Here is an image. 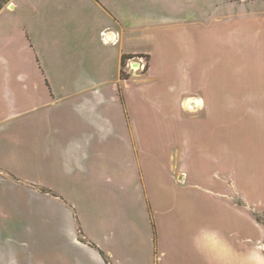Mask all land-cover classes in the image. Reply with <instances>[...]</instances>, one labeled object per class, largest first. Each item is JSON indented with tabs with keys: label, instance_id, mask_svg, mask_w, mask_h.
Returning <instances> with one entry per match:
<instances>
[{
	"label": "crops",
	"instance_id": "crops-1",
	"mask_svg": "<svg viewBox=\"0 0 264 264\" xmlns=\"http://www.w3.org/2000/svg\"><path fill=\"white\" fill-rule=\"evenodd\" d=\"M193 21L196 27L177 22L170 25L160 23L155 32L146 36L154 40L159 37L160 40L153 41L151 46L132 52H125L122 48L115 78L86 85L80 79L81 88L70 95L58 97L55 84L48 77L49 72L36 56L30 34H26L25 43L18 42L13 61H0V172L10 166L9 161H41L50 171L44 178L32 174L35 177L31 176L32 182L36 185L30 183L31 179H28L29 185H25L29 197L42 198L50 207L45 228L46 232L50 229L56 240L49 245L50 257L46 258L45 264H264V224L254 215L243 213L246 206L252 211L253 207L264 211V204L239 184L238 173L237 195L243 198V206L230 209L228 194L221 192L217 196L223 199L222 205L228 214H240L243 221L241 226L224 230L214 227L211 221L214 195L211 188H197L191 183L179 184L174 180L173 185H177H174L176 188L172 194L164 193V190L152 194L148 188L144 189L145 175L139 174L142 190L133 192L127 190L125 176L120 177L122 180L117 185L113 176L115 169L111 171L109 163L112 158L114 161H138L132 158L134 133L143 148L140 137L143 131L142 126L141 129L137 126V118L145 113L135 115L137 118L134 114H127L128 103H132L130 95L134 92L137 93L136 100L142 101V92L148 91L156 82L158 87L154 91H160L167 82L172 85L176 103L189 87L196 84L204 87L205 98L216 96L215 100L222 103V116L237 118L236 157L237 161L245 158L243 148L250 147V144L244 145V141L247 139L252 143L254 129L261 124L254 120L259 117L264 123V9L256 13H226L205 21ZM250 26L255 38L252 48L254 63L250 71L256 82L251 84L249 78L246 79V75L251 74L246 71L243 57L242 64H239L243 43L237 47V60L227 56L228 74L219 70L220 75L216 77L221 78L214 79L209 63L212 58H208L205 42L214 38L215 33V39L228 47L223 50L231 53L229 49L236 45L233 39L237 40V45L241 43L243 29ZM120 33L123 38L125 34ZM110 34H113V40L117 37L115 31ZM170 35L172 39L168 37ZM203 38L204 50L202 47L197 50V39ZM144 51L153 54L150 74L154 84L139 85L134 91L132 82L122 76V59ZM158 80L163 81L159 83ZM122 88L127 104L121 100ZM228 103H233L235 109ZM222 138L228 145L224 132ZM122 148L128 151V159L117 154ZM86 161H104L105 169L102 176L97 175L91 181L96 193L104 195L96 199L97 203L88 197L94 206L90 210L79 200L80 192L89 182H86ZM182 177L180 175L179 179ZM15 179L13 185H20L22 180ZM4 184L0 175V189ZM165 198H173L169 203L172 204V216ZM197 211L202 216L190 215ZM12 213L19 217V221L13 222L11 232L4 229L11 223L0 221V264H36L30 244L37 225L29 214L31 210L15 208ZM158 214L161 222L154 217ZM6 241L9 242L7 246L4 245ZM20 247H25L23 258H20Z\"/></svg>",
	"mask_w": 264,
	"mask_h": 264
},
{
	"label": "rangeland",
	"instance_id": "rangeland-1",
	"mask_svg": "<svg viewBox=\"0 0 264 264\" xmlns=\"http://www.w3.org/2000/svg\"><path fill=\"white\" fill-rule=\"evenodd\" d=\"M263 9L264 0H0V61H13V52L19 48L18 42L25 43L26 34H30L34 48L37 50L36 56L49 72L48 77L55 84V92L58 93V97L65 96L81 88L80 79H83L86 85L97 80L115 78L120 65L119 52L122 48L125 52H132L151 46L154 44L153 41L160 39L154 35L155 40L149 35L146 36L150 32H155L160 23L170 25L177 22L180 25L193 24V27H196L193 20L205 21L210 17L216 18L226 13L250 14ZM113 31L117 34L114 40L108 35ZM121 31L123 35L125 34L123 38ZM243 35L238 45L237 40L233 39L236 45L233 44V49H229L231 53L223 50V47H228L221 40L215 39V33L214 38L210 37L205 42L208 47V58L213 60L210 59L209 63L212 64L214 79L221 78V76L216 77L220 75L219 70L228 74L227 56L237 60V47L240 48L243 43L239 64H242L243 57L246 71L251 74L246 75V79L248 77L251 84L256 82L255 75L250 71L254 63L253 27L243 29ZM168 37L173 38L172 35ZM204 41V38L197 39L195 46L197 50L201 47L204 50ZM152 56L150 51L131 54L122 64V76L132 82L134 91H137L139 85L149 86L148 84L152 82L150 74ZM66 80L69 81L68 84L65 83ZM158 81L160 83L163 80ZM156 83L148 91L142 92L143 100L140 102L136 100V92L134 95L129 94L132 96V103H128L127 114L131 113L138 117L142 111L145 113V116L138 118L135 116L139 120L137 126L140 129L142 126L143 133L140 137L143 148L138 135L134 133L132 158L135 157L138 161H118V159L114 161L112 158L109 164L111 171L115 169L116 174L114 173L113 176L117 180V185L122 180L120 177L125 176L128 179H125L127 190L141 191V182L138 181L140 174L146 177L144 189L148 188L152 194L162 190L165 191L164 193L172 194V190L176 188L174 185H177H173L174 180L179 184L191 183L197 188L207 186L214 194L211 215L213 226L224 230H229L235 225L241 226L243 221L241 215L228 214L222 205L223 199L217 195L221 192L228 194L227 203L229 202L230 209L243 206V198L237 195L236 173H238L239 184L245 186L252 197H256L264 204L262 119L257 117L254 120L256 123H261L254 129L255 139L252 143L247 139L244 141V145L250 144V147L243 148L245 158L241 157L240 161H237V118L226 119L222 116V103L215 100L216 96L211 97L208 94V98H205L204 87L196 84L187 87L182 99L176 103L173 100L176 93L171 88L172 85L167 82L160 91L156 90L159 91L156 93L154 90L158 87V82ZM120 93L122 103L127 104L123 88ZM228 105L235 109L233 103ZM55 108L60 109L58 106ZM164 113L171 116H166ZM223 132L228 145L222 138ZM117 154L122 156V159H128L126 149H119ZM9 162L10 166L0 172L5 181L0 189V221L11 223V226L4 227L6 232H11L13 222L19 221V217L12 213L13 209L22 211L26 209L28 212L31 210L29 214L37 225L33 230L30 244L34 252L33 258L36 264H45L46 258L50 257L49 245L56 240L50 229L46 232L45 228L46 222H49L47 218L50 207L42 198L29 197L25 185H29L28 179H31V184L36 185L32 182V174L44 178L50 171L46 170L41 161ZM103 164L104 161H86V182L90 183L88 182L87 188L80 192L79 200L88 210L94 207L92 202H89V196L97 203L96 199L104 195L96 193L95 185L91 183L96 179L93 177L100 174L102 176L104 173ZM180 175L183 176L182 180L179 179ZM17 177L22 181L20 185H13L12 180L15 181ZM162 178L165 183H162ZM39 187L41 190L42 186ZM165 199L168 202L166 206L172 203L173 198ZM250 208L246 206L243 213H246V216L254 215L261 222L260 219H264V211L254 207L252 211ZM170 210L172 216V207ZM190 215L199 217L201 214L197 211ZM154 217L162 221L161 215ZM5 243L4 245L7 246L9 242ZM12 248L14 250V247H9L10 250ZM24 249L25 247L21 248L20 258L25 257ZM58 250L61 248L59 247Z\"/></svg>",
	"mask_w": 264,
	"mask_h": 264
},
{
	"label": "trees",
	"instance_id": "trees-1",
	"mask_svg": "<svg viewBox=\"0 0 264 264\" xmlns=\"http://www.w3.org/2000/svg\"><path fill=\"white\" fill-rule=\"evenodd\" d=\"M125 59H126V57H123V59H122V64L124 63V61H125ZM260 221L262 222V223H264V219H260ZM89 242L92 244V245H94V246H97L94 242H92L91 240H89ZM102 251V253L103 254H105V252L103 251V250H101Z\"/></svg>",
	"mask_w": 264,
	"mask_h": 264
},
{
	"label": "bare ground",
	"instance_id": "bare-ground-1",
	"mask_svg": "<svg viewBox=\"0 0 264 264\" xmlns=\"http://www.w3.org/2000/svg\"><path fill=\"white\" fill-rule=\"evenodd\" d=\"M109 35V38L113 39V34H108Z\"/></svg>",
	"mask_w": 264,
	"mask_h": 264
}]
</instances>
